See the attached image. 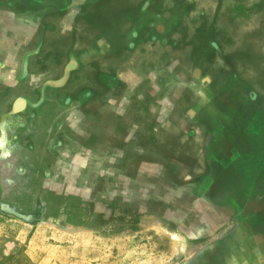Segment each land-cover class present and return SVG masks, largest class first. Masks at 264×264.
<instances>
[{
	"label": "rangeland",
	"instance_id": "1",
	"mask_svg": "<svg viewBox=\"0 0 264 264\" xmlns=\"http://www.w3.org/2000/svg\"><path fill=\"white\" fill-rule=\"evenodd\" d=\"M16 1L0 0V6H4L0 7V64L14 69V81L23 64L28 67L29 88L23 90V95H30L32 102L45 95L47 87H41L39 82L62 85L59 94H66L67 101L72 94L82 97L83 103L77 101L76 105H63L70 109H61L78 114L93 112L94 152L89 153L88 160L84 152L77 167L67 160L45 162L44 153L38 158L32 156L31 161L29 157L14 161L12 167L5 164L0 173V203L17 209L27 220L0 209V264H171V258L180 250L179 239L173 237L175 233L168 231L161 218L139 214L148 202L142 200L146 186L133 183L139 168H118L117 138L112 133L105 139L101 126L109 113V131L115 129L118 96L138 78L133 68L140 67L134 60L141 63L139 58L149 54V33L145 28L149 30L150 21L164 22L155 15L159 12L166 16V3L175 0H142L143 12L151 10L144 17L136 13V2L140 0H93L91 6L77 9L78 19L68 15L84 0H58L63 10L72 3L61 19L53 17L58 14L53 8L17 7ZM43 1L46 5L55 2ZM153 3L156 6L148 8ZM218 3L216 8H206L203 15L195 17L202 25L184 44L187 42L188 48L195 50L205 49L209 63L214 60L211 48L221 49L224 54L228 51L255 57V67L248 73L235 69L233 62L224 67L227 72L237 70V75L250 83L260 82L264 0H237L235 5H229L227 0ZM44 12L45 22L41 17ZM160 32L158 40L164 43ZM106 40H114L116 49L127 41L126 49L133 54L125 65L119 66L118 56L106 54ZM43 46L45 52L40 49ZM58 48L67 52V58L62 59L63 68L60 63L55 65L50 54ZM134 49L143 51L144 56L134 57ZM24 53L29 54L27 58L22 56ZM101 56H105L104 62ZM74 69L78 72L70 78ZM6 74L0 69V78L5 79ZM70 79L74 86H69ZM92 96V102L86 105ZM29 106L31 110L43 111L40 104Z\"/></svg>",
	"mask_w": 264,
	"mask_h": 264
},
{
	"label": "crops",
	"instance_id": "2",
	"mask_svg": "<svg viewBox=\"0 0 264 264\" xmlns=\"http://www.w3.org/2000/svg\"><path fill=\"white\" fill-rule=\"evenodd\" d=\"M236 2L227 0L229 5ZM217 6L218 0H175L166 3V16L155 15L165 21H150L149 30L145 28L148 57L139 58L141 63L134 60L150 66L149 79L134 81L140 90L133 96L129 91L118 96L117 125L109 131L111 118L106 113L101 135L116 136L118 168H139L133 183L146 186L150 193L155 192L157 168L178 169V182L167 187V206L139 211L167 216L163 222L171 234L178 235L180 249L171 264H264V51L261 81L254 86L235 71L253 70L255 57L211 48L214 60L209 63L205 51L197 55L182 48L202 25L195 17ZM159 31L166 44L158 40ZM137 51L132 50L134 57L144 56ZM230 62L237 70L229 72H235L237 79L225 83L219 72ZM0 83L9 88L0 94V165L12 167L14 161L26 157L31 161L41 153L46 161L67 160L76 167L84 152L89 159L94 152L93 112L59 117L44 112L35 118L9 112L5 104L25 95L22 89L15 92L13 78H0ZM142 94L149 95V108L144 107ZM125 105L134 109L126 113L129 106ZM140 121L148 129L143 137L137 136ZM173 215H181V222L170 221Z\"/></svg>",
	"mask_w": 264,
	"mask_h": 264
},
{
	"label": "flooded vegetation",
	"instance_id": "3",
	"mask_svg": "<svg viewBox=\"0 0 264 264\" xmlns=\"http://www.w3.org/2000/svg\"><path fill=\"white\" fill-rule=\"evenodd\" d=\"M54 1L55 2L53 4L50 3V5L49 4L46 5V4H44V1L43 0H37L35 2H34V0H32L31 2H29V0H22L21 1L22 3H20V4H19V0H17L15 2V5L17 7H18V5H20L19 7L48 8V10H50V9L53 8L54 13L55 14L58 13L57 15H53V17H57V18L61 19L65 15L63 13L64 12H67L70 9L72 3H70L69 5H67L65 7V8H69V9L63 10L62 7H64V6L61 5L58 0H54ZM142 2H143L142 0H140V2H136L137 6H138V9H137L136 13H137V16H139V17H144L145 14L148 11H151V10H148V11L146 10V11L143 12L142 7H141V5L143 4ZM91 4H93V0L80 1L78 3V5L74 7V8H76L75 10L74 9L73 10H70L68 16H70L72 18L78 19L79 12H77V9L79 8L81 10L84 7L91 6ZM153 4H152V7L151 6H148V8L150 7V9H152L153 8ZM2 6H3V4L0 7H2ZM38 13H41V12L39 11ZM46 13L47 12H44L42 14V16H41V17H43V19L42 18L41 19L44 20V22H45V16L44 15ZM61 14H63V15H61ZM72 14L75 15V16H72ZM44 34L45 33H43V35L41 37L44 38L45 37ZM105 37L106 36H104V39H105ZM106 41H107V43L106 42H104V43L108 44V47H109V49H108L109 51L106 54H109L110 53L112 56H115V55L118 56V60L120 62L119 63V66H122L123 64H125L127 62L126 60L128 58H130V56H131L130 53L127 51L126 46H125V44H126L127 41L122 46H120V45L118 46V44H117V46L119 47L118 49L115 48L116 46L114 45V40H110V41L106 40ZM182 48L186 49L185 51H193V52L197 53V55L199 54V52L202 53L205 50V49H203V50H195V49L188 48L187 42L185 44H183ZM40 49L43 52H45V47L44 46H43V48H40ZM64 49L65 48H63V49L62 48H58L57 50H54V53H50L51 55L54 56V59H53L52 56L51 57H52V60L55 63V65L57 63H60L61 66H62V68H63V65L65 66V62H63V60H65V59H63V57L64 58L65 57L67 58V55H66L67 52ZM70 51H73V49H71ZM0 54H2V53H0ZM28 55L29 54L24 53L22 56H25V58H27ZM25 58H24V60H25ZM102 58H103V62H104L105 56H101V59ZM66 60H68V59H66ZM6 67H8V65L0 64V68L1 69H5ZM139 67H140V69L139 68H136V67L133 68L134 72L137 74V77H138L137 80H136V82L137 81L139 82V81H143V80L149 79V75L151 74L150 66H145L144 67L145 69L142 67V65H139ZM1 71H3V70H1ZM20 71H21L20 72L21 74L18 76V79L16 81H14V84H15L14 85L15 86V88H14L15 89V92H17L19 89L25 90L26 88H29V84L26 85V83L29 81L28 80L29 79V77H28V67L26 69L25 65L23 64V66L21 67V70ZM143 71H146V74H147L146 76L143 75ZM13 72H14V69H12L10 71H7L8 74H6L5 77L8 76V78H11V77L13 78L14 77L13 76ZM77 72H78L77 69L71 70L70 71V78L73 77L72 76L73 74H75V76H76ZM9 73H11V74H9ZM219 74L222 75L223 81L225 83H226V81L229 78L231 80H234L232 78L235 77V81L237 79V76H235L236 75L235 72H227L226 73L225 70H222V71L219 72ZM232 75H234V76H232ZM64 77H65V75L63 76V78ZM60 80H62V79H60ZM69 82H70L69 83V86H74L73 83H72V79H70ZM248 82L250 83V81H248ZM40 83L41 82H39V85L41 87H47L44 90L46 96L45 95H42V96L36 97L35 102L30 101V99H29L30 95H29V97L28 96H24L25 98L18 96L17 98H15V101L13 102V104H11V103L5 104V107H9V110H10L9 112L13 111L15 113H18V112L19 113H23V112L30 113V117L31 118H35L38 115L43 114L44 112H47V111L49 112L50 111L51 113H56L57 116L59 117L60 115L63 116L65 113L72 112L71 110L62 111L61 106H63V105H68V106L69 105L70 106L71 105H76V103H78L79 101L83 103V101L81 100L82 97H79L78 98L76 95H74L72 93H71L72 94V97L71 98L69 97V101L65 100L64 98H67V95L65 94L64 96H61L59 94V91L61 92V90L63 89L62 88V85H58V84H54L53 85V84L50 83L51 86H49L48 84H44L45 82H43L42 84H40ZM251 84L255 86V84H253L252 82H251ZM39 85H37V87H40ZM93 85L94 84H92L91 86H93ZM230 85H231V81H230ZM124 88L126 89V87H124ZM144 89H146V90H144ZM26 90H28V89H26ZM135 90H140V88L136 89L134 87V84L133 83H130L127 86V91L130 92L128 95L133 96V94L135 93ZM141 90L147 91L148 89L147 88H142ZM6 92H9V88L1 87V83H0V94H5ZM142 95L145 96V100H146V102L143 104L144 107L145 108H149V106H150V103H149V100H148L149 99L148 98L149 95L148 94L147 95L142 94ZM33 97L34 96L32 95V98ZM92 100H93V96L90 98V100L89 99L86 100V105L90 101H92ZM32 103L40 104L43 107V111H39L38 112L37 109L31 110L29 105L32 104ZM63 107H65V106H63ZM67 107H65V108H67ZM132 107L134 109V105L133 106L132 105H125V108H127L126 113H130L132 111ZM68 108L70 109V107H68ZM179 112H181V114L184 113L183 110H181ZM81 114H79V115H81ZM16 122H17V120H16ZM32 122H33V120H31V123ZM140 122H141V125L139 124V127L137 126V129H136L138 131L137 132V136L138 137H143V136H146L147 135L148 129L145 126L144 127L142 126L143 121H140ZM146 142H148V140H146ZM0 146H1V142H0ZM50 161L51 160H49L48 162H50ZM45 162H46V160H45ZM156 170H157L156 171V175L154 177L155 180H156V183H155L156 185H155V189H154L155 192L150 193V191H148V190L146 191V194H145L146 196H143L142 200H146L148 202L145 203L146 204L145 206H147V208L145 207L143 209H149L150 210L152 208H159L160 209V207L161 208L166 207L167 206L166 205V196H168V194H170V193L167 192V187H171L170 182H172V181L175 182V183L178 182V177H179L177 175L178 169H174V168H168V169L157 168ZM122 172H123V170H122ZM172 200H174V198H171L170 199V201H172ZM173 206H174V204H173ZM160 217L163 220V219H166L167 216H160ZM173 218L174 219H178V220L176 222H174L175 220ZM171 219H170V221H172L175 224H177V222H181V215H173ZM257 264H262V263H257Z\"/></svg>",
	"mask_w": 264,
	"mask_h": 264
},
{
	"label": "water",
	"instance_id": "4",
	"mask_svg": "<svg viewBox=\"0 0 264 264\" xmlns=\"http://www.w3.org/2000/svg\"><path fill=\"white\" fill-rule=\"evenodd\" d=\"M0 209L5 211V212H7V213L14 214V215H16V216H18L20 218H23V219L27 220V218L24 215H22L20 212H18L17 209L7 205L6 203H2L1 202L0 203Z\"/></svg>",
	"mask_w": 264,
	"mask_h": 264
},
{
	"label": "bare ground",
	"instance_id": "5",
	"mask_svg": "<svg viewBox=\"0 0 264 264\" xmlns=\"http://www.w3.org/2000/svg\"><path fill=\"white\" fill-rule=\"evenodd\" d=\"M4 166H5V164H1V165H0V173H2V171L5 170V169H4V168H5ZM173 237L177 239V238H178V235H177V234H173ZM177 240H178V239H177Z\"/></svg>",
	"mask_w": 264,
	"mask_h": 264
}]
</instances>
